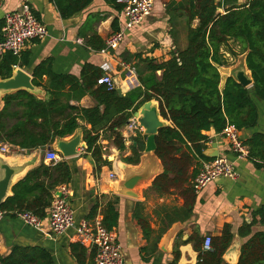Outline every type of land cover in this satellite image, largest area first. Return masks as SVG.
<instances>
[{"label":"crops","instance_id":"obj_1","mask_svg":"<svg viewBox=\"0 0 264 264\" xmlns=\"http://www.w3.org/2000/svg\"><path fill=\"white\" fill-rule=\"evenodd\" d=\"M181 1L156 0L151 16L141 27L125 32L124 42L113 52L112 57L103 56L86 44V40L92 36H98L105 42L117 32L112 27L116 19L118 31L123 30L111 0H94L87 9L69 19L62 18L55 0H4L0 8V21H4L6 13L20 10L24 5H28L36 18L47 27L48 36L43 40L29 42L20 57L21 64L18 68L30 75L32 80L34 69L42 63H49V69L55 75H71L76 78L81 77L82 70L87 64L101 70L103 75V65L110 63L113 66L111 75L116 83V90L120 89L122 96H119L125 97L140 86L138 69L142 66L141 59L149 58L161 63L186 49L188 42L185 20L176 12L172 18L169 12L172 3L177 5ZM215 1L219 12L224 14L232 7L247 4L249 0ZM197 25L198 20L194 22L193 27ZM0 37H2L1 31ZM231 43L233 42L230 41L229 45ZM227 48H223L226 56L229 55ZM235 52L239 54L240 63L243 62L247 72L251 74L246 66V54L242 52L241 47L238 46ZM157 75L161 77L162 72H158ZM39 82L40 86H36L33 95L39 100L46 101L50 97L48 93L51 90L48 86V77H43ZM71 91L70 86L64 89L65 96L58 100L59 112L52 115L51 123L64 124L68 117L77 116L76 112L65 109V106L91 109L98 105L90 93L77 100ZM67 94L71 97L67 98ZM253 100L258 108V124L254 129L240 131L244 141L254 133L264 134V102L254 96ZM4 107L3 97L0 99V111ZM14 109L17 110L15 104ZM101 111H104V106L101 107ZM133 118L134 114L131 119ZM77 121L79 128L74 135L59 138L64 142H70L77 136L80 138L78 154L70 158H64L56 148L59 139L29 153L26 149L6 143L0 146L9 145L16 151L25 152L19 157L4 155L10 159H36L35 166L30 170L38 167L42 162L49 164L45 161L47 152H55L61 160L64 159L69 163L72 179L68 184L58 187L56 192H61V197L67 198L75 212L76 224L82 219H98L103 222L104 208L108 200H100V197L102 195L110 198L119 197L117 206L119 220L114 231L122 248L125 264H198L200 252H204L205 238L210 236L215 243L216 239L222 236L223 229L227 225L231 227L234 238L223 258L226 264H230L231 260L239 261L241 248L251 236L264 232V226L257 224L252 227L251 235L244 237L239 234L246 223L250 224L253 221V212L264 206V168L258 167L252 161L238 159L230 152L221 134H217L214 130L203 132L209 139L204 145L203 153L214 150V144H217L219 155L227 156L234 163L238 175L235 179H218L199 194L194 192L193 209L185 210L187 200L193 196L191 188L193 189L192 183L195 178L190 180V184L173 187L166 194L154 189L153 182L164 172V167L155 152H145L147 137L143 133L130 130L129 123L121 128L118 134L121 135L125 147L122 151L116 144L117 134L110 129L113 120L96 131H92V126L87 122L79 118ZM41 122L40 120L39 123ZM38 132L44 133L43 129H38ZM86 132L99 136L96 145L102 150L103 160L109 162V165L103 166L100 171L91 153L82 148L83 144L87 145ZM139 135L145 146L141 153V161L138 165L127 164L123 159L132 155L133 147H137L136 138ZM185 151L184 148L183 152ZM203 161V159L196 160L190 169V174L195 169L199 170ZM112 173L117 176L115 180L110 179ZM132 175H139L141 178L136 187L140 195L138 199L119 195L114 189L115 182L120 186ZM63 188L66 189L65 193ZM97 200L100 201L99 208L95 217L90 218ZM137 216L147 222L149 238L139 226ZM43 220L42 228H34L24 224L17 217L13 218L1 213L0 256L9 255L15 246H38L51 254L54 264H94V252L75 242L74 229L62 235H53L47 217Z\"/></svg>","mask_w":264,"mask_h":264},{"label":"trees","instance_id":"obj_2","mask_svg":"<svg viewBox=\"0 0 264 264\" xmlns=\"http://www.w3.org/2000/svg\"><path fill=\"white\" fill-rule=\"evenodd\" d=\"M93 2L55 0L63 19L83 12ZM111 3L118 16L123 5L118 0H111ZM169 9L172 18L176 12L185 20L188 45L165 62L141 59L138 88L120 97L117 90L109 91L106 86L98 85L102 72L92 65H85L81 77L76 78L71 75H55L50 71L49 63H42L33 71V84L40 86L39 80L47 76L51 89L49 99L39 100L23 90L6 95L5 107L0 111V144L20 147L29 153L54 143L55 139L74 135L79 128V118L90 124L92 131L104 128L113 120L110 129L117 134L116 144L123 151L125 147L118 131L129 123L143 104L157 100L162 117L171 122L172 126L162 128L156 137L155 155L161 160L164 172L154 180L153 188L166 194L173 187L190 184V180L198 174L196 169L190 174L195 161L212 160L203 153L204 145L209 141L204 131L214 130L221 134L228 125L242 131L254 129L258 124L259 113L253 96L264 102V0L232 7L224 14L219 12L215 0H182L177 5L172 3ZM196 20L198 25L193 27ZM4 25L5 22L0 21L1 32ZM112 27L114 31L119 30L117 19ZM230 41L247 54L246 65L253 79L251 88L229 78L223 90L220 89L221 75L218 67L227 64L222 49ZM86 44L95 51L105 46V42L98 36L87 39ZM20 60V57L12 53L0 57V79L10 78L14 67L21 64ZM158 72H162L161 77L157 75ZM67 86H70L77 100L90 93L98 105L91 109L65 106V109L76 112L77 116L68 117L64 124L51 123L52 115L59 112L58 100L65 96L63 91ZM66 96L71 97L69 94ZM38 129H43L44 133H39ZM140 137L136 138L137 147H133L132 155L123 159L125 163H140L141 153L145 149ZM85 139L87 150L95 160L98 171L109 165L108 161L103 160L101 148L96 145L99 136L86 132ZM244 143L249 149V161L264 168V134L254 133ZM71 179L72 171L66 160L55 165L42 162L15 185L12 197L2 205L0 211L13 218H18L19 212L29 211L45 219L55 200L57 188L68 184ZM191 193L193 196L187 200L185 210L193 209L195 195L192 188ZM103 199L108 200L104 208L103 225L108 230H114L119 220V197L102 195L100 200ZM99 202L97 200L93 206L90 218L95 217ZM137 220L149 238L147 222L140 216H137ZM257 224L264 226V206L253 212V221L246 223L239 234L244 237L251 235L252 227ZM233 238L231 227L225 226L222 236L213 243L212 251L200 252L198 264H226L223 256ZM0 264H54V261L51 254L42 247L15 246L9 255L0 256ZM238 264H264V232L254 234L242 246Z\"/></svg>","mask_w":264,"mask_h":264},{"label":"built area","instance_id":"obj_3","mask_svg":"<svg viewBox=\"0 0 264 264\" xmlns=\"http://www.w3.org/2000/svg\"><path fill=\"white\" fill-rule=\"evenodd\" d=\"M255 0H249L252 2ZM156 0H118L123 5L118 14V21L123 30L113 33L106 41L105 46L99 51L103 56H110L117 50L125 40V32L141 27L145 20L151 16ZM4 0H0V8ZM4 28L2 40H0V57L12 53L21 57L27 44L34 40H43L48 36L47 27L41 23L30 6L24 5L20 10L11 11L4 16ZM230 61V55H224ZM227 58V59H228ZM104 74L98 79V85H103L109 91L116 90V83L111 73L113 66L110 63L103 65ZM129 129L133 132L143 133L137 118L129 122ZM226 146L238 159L249 160V149L242 139L241 132L233 125H228L221 133ZM11 146L1 145L0 153L7 154ZM45 161L55 165L61 161V157L55 152H47ZM238 173L236 167L227 156L219 155L210 161H203L199 167L198 174L193 180L195 194L204 191L211 183L221 178L235 179ZM116 174H110V179L115 180ZM63 192L66 189L63 188ZM48 209L47 219L51 233L62 235L74 229V240L94 252V264H125V257L114 230L104 227L101 220L82 219L76 224L75 212L66 197L56 198ZM18 218L26 225L34 228H42L44 220L32 212L24 211L17 214ZM213 238L208 236L204 240V252L212 251Z\"/></svg>","mask_w":264,"mask_h":264},{"label":"water","instance_id":"obj_4","mask_svg":"<svg viewBox=\"0 0 264 264\" xmlns=\"http://www.w3.org/2000/svg\"><path fill=\"white\" fill-rule=\"evenodd\" d=\"M218 69L221 75V90H223L229 78H234L239 84L243 85L246 88H250L253 86L252 76L247 72V69L245 68V64L243 62L240 63L239 61L236 65L230 67L219 66ZM21 90L27 91L31 94H35L36 86L33 84L32 77L19 69L18 66H16L14 67L13 74L10 78L4 80L0 79V99L8 94H13ZM117 92L120 96H122V91L120 89H118ZM134 117L137 118L140 126L143 128V134L147 137L145 152L154 153L157 149L156 137L159 134V131L162 128L171 127L172 124H170L168 120H165L162 117L160 103L157 100H151L143 104L134 113ZM79 146L80 138L77 136L70 142H64L59 139L56 148L64 158H70L78 154L77 148ZM82 148L85 150L88 149L86 143L83 144ZM213 148L214 150H208L204 152V155L211 159L217 158L219 156L217 144H214ZM35 164L36 159H10L4 156V154L0 153V210L2 205L10 197H12L13 188L15 187V185L27 175V173L33 166H35ZM140 179L141 178L139 175L129 176L120 186L117 182H115L114 189L117 190V193L119 195L138 199L140 195L136 191V187ZM61 196V192H56V198H61ZM238 262L234 260L229 261L230 264H238Z\"/></svg>","mask_w":264,"mask_h":264},{"label":"rangeland","instance_id":"obj_5","mask_svg":"<svg viewBox=\"0 0 264 264\" xmlns=\"http://www.w3.org/2000/svg\"><path fill=\"white\" fill-rule=\"evenodd\" d=\"M227 47H228L227 48L228 54L230 55L231 58H233V60L230 61V59L227 57L228 59L226 58L227 64L225 65V67H230L232 62H235L234 64L232 63L233 66H234V65H236L239 62V57H238L239 54L235 52V51L238 50V45L233 42L230 45L228 44ZM222 52H223V49H222ZM222 54L224 55L225 53L223 52ZM21 154H25V152L16 151L13 148H11L10 152L7 153V155H12V156H15V157H19V156H21Z\"/></svg>","mask_w":264,"mask_h":264}]
</instances>
